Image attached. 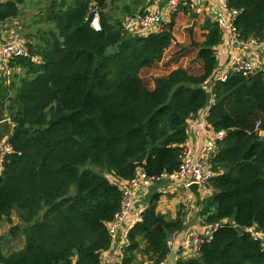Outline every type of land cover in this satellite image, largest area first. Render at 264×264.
Instances as JSON below:
<instances>
[{
  "label": "trees",
  "instance_id": "16d2710c",
  "mask_svg": "<svg viewBox=\"0 0 264 264\" xmlns=\"http://www.w3.org/2000/svg\"><path fill=\"white\" fill-rule=\"evenodd\" d=\"M24 1L2 3L0 23L17 19ZM115 1L51 0L45 20L52 28L39 41L29 38L28 56L10 63L23 77L0 81V104L8 103L13 125L10 151L0 162V223L15 214L19 225L9 235L23 236L22 248L8 254L0 238V264H102L112 246L107 224L122 197L104 173L129 182L139 172L150 178L176 172L187 120L211 100L207 124L225 137L210 160L216 176L206 186L210 195L198 202V216L215 230L195 258L174 264H264L263 240L251 233L264 235V53L254 74L240 70L215 80L216 49L224 43L217 23L179 6L157 31L130 35L124 23L134 12L125 6L124 18L117 16ZM92 9L100 32L89 26ZM227 9L238 12L241 38L264 44V0H227ZM184 41L191 59L168 57L165 74L150 73ZM158 198L127 233L122 264L133 262L140 241L152 264L169 260L168 242L183 219L157 212Z\"/></svg>",
  "mask_w": 264,
  "mask_h": 264
},
{
  "label": "built area",
  "instance_id": "2783aa9c",
  "mask_svg": "<svg viewBox=\"0 0 264 264\" xmlns=\"http://www.w3.org/2000/svg\"><path fill=\"white\" fill-rule=\"evenodd\" d=\"M6 0H0V5ZM179 6H188L194 13H203L211 21L218 24L220 30L223 31L225 45L235 51L254 50L255 48L264 49V44L257 42L253 38L244 40L240 37L239 32L235 26V20L238 12L232 9H227V0H168L167 12L176 10ZM169 15V14H168ZM164 16L159 10L145 8L142 12L134 14L124 23V31L130 35L145 36L151 32H155L160 28ZM8 22V21H7ZM7 22L0 23V67L4 78L10 79L15 72L10 63L19 57H26L29 54L28 45L23 40L14 36L7 39L4 33L7 28ZM89 26L95 32L101 31V24L98 12L92 9L90 12ZM141 30L140 34H134L133 30ZM262 45V46H261ZM263 68V66L261 67ZM258 68L253 62L246 61L240 56H229V60L225 66H222L216 72L215 80H225L229 72L243 71L245 75H252ZM213 104L211 100L206 112L208 113L210 106ZM206 113V114H207ZM225 132H213L210 135L204 147L199 149L184 148V152L176 172L169 175H162L159 178H150L139 172L132 180L127 182L128 186L121 189L122 197L120 202V209L115 214L113 220L107 224V230L112 238V242L116 239L117 231L124 221L129 216L132 207V198L135 192L142 188H147L155 182L161 180H170L181 186L187 193L188 186L197 184L199 190L206 191V186L216 176L212 171L210 160L214 157L219 149V143L224 139ZM0 150V162L3 161L4 156L9 152L7 144L2 145ZM204 234H199L195 231H187L183 234L179 246L177 247L176 256L178 259H193L195 258L205 241H210L212 238L215 226H209ZM254 240H263L264 235L256 230H251ZM103 264V263H102ZM159 264H168V261Z\"/></svg>",
  "mask_w": 264,
  "mask_h": 264
},
{
  "label": "crops",
  "instance_id": "0c3cea01",
  "mask_svg": "<svg viewBox=\"0 0 264 264\" xmlns=\"http://www.w3.org/2000/svg\"><path fill=\"white\" fill-rule=\"evenodd\" d=\"M167 1L168 0H147V5L145 6V8L159 10L162 16H164L163 20L166 22L169 19V15L167 12ZM16 21L17 19L8 20L6 25L7 28L4 31L7 39L11 38L12 36L17 38V36L15 35V30L18 23ZM133 32L134 34H140L141 30H133ZM216 51L217 58L219 60V68L217 69V71H219L222 66H225L227 64L230 55H238L246 61L253 62L255 65L261 63L263 57V49L261 48H255L254 50L235 51L225 45V40L224 43L217 47ZM261 67L262 66H258V68ZM214 75H216V73ZM11 77L10 79L4 78L3 72L0 67V81L4 79L6 84H9L12 79ZM209 96L210 98H212L211 95ZM206 109L207 108H204L196 116L187 120V140L185 142L186 147L201 150L204 147L207 138L212 135L213 131L206 121ZM1 121L2 120L0 119V122ZM9 135L10 132L7 133V135L0 141V144L2 142L3 145L5 143L4 141L8 139ZM1 136L2 135H0V139ZM109 180L114 183L120 190L128 186L126 181L116 180L113 177ZM156 194H159L156 207L157 212L169 216L170 219H175L178 214H180L183 219L182 231L173 235L168 242L171 252L176 253L177 247L179 246L181 238L183 237V234L185 232L195 231L199 234H204V232L207 231L205 230V228L207 229L208 227H206V225L202 223L200 217L198 216L201 206L198 201L195 200L193 195L191 193H187L181 186L177 185L173 181L161 180L159 182L151 184L147 188H142L134 193L130 214L120 225L117 231L116 239H114V241L112 242L110 251L105 252L102 255L103 264H122L123 250L128 245L127 233L137 222L140 221L141 213L145 208L148 207L150 199ZM208 194L209 193L207 189L206 191H202L201 198ZM118 236H120V240L117 239ZM144 248L145 242L140 241L138 250L135 253V258L131 264H152L145 258ZM178 258L180 257H178L177 255L174 262H176Z\"/></svg>",
  "mask_w": 264,
  "mask_h": 264
},
{
  "label": "rangeland",
  "instance_id": "374dc122",
  "mask_svg": "<svg viewBox=\"0 0 264 264\" xmlns=\"http://www.w3.org/2000/svg\"><path fill=\"white\" fill-rule=\"evenodd\" d=\"M50 1L51 0H25L21 4L20 16L19 18H17V21H16L18 25H16V30H15V35L17 36L18 39L23 40L27 44L30 42L28 40L30 38L32 43H34V41L35 42L39 41V38L41 37L42 34L45 33L46 30H49L50 28H52L53 24L50 22L48 23L45 20ZM115 2H116L115 8H117L118 13L116 12V10H114V8H113V13H115L117 16H122L121 9L125 6H130L134 14H137L139 11H141L139 10L140 8L143 9L147 5V0H116ZM107 3H108V0H107ZM122 18L124 17L122 16ZM194 34H198V32L195 31ZM177 36L180 37V39L182 37L180 33L177 34ZM194 40L197 46L200 45V43L202 42L201 34H199L198 36H195ZM189 45H190L189 41L188 42L184 41L182 45L183 47L180 48L179 50L175 48L174 46L168 49L165 52L164 61H162L159 64V67L157 66L155 70H151L150 73L157 71L160 74H165L172 67V65H165L168 59H171L168 57H171L174 55H180V58H182L183 56L187 55L188 58L191 59L192 58V55L190 54L191 52L187 50L189 48ZM263 53H264V49H263ZM216 54H217V51H216ZM36 60L40 61L39 59H36ZM262 64H263V58H262L261 63H258L257 65L263 66ZM173 66L174 67L178 66V63L177 64L173 63ZM188 69L190 70V68ZM194 70L195 68L191 71L193 72ZM15 72H16L15 73L16 76H19L20 78L23 77L24 72L22 70L16 69ZM148 74L149 73L147 71H144L142 73V77L151 83V80H149ZM212 85L213 84H211L210 86L208 85V86L211 87ZM10 98H12V94L10 95ZM7 104H8L7 102L4 105L0 104V119L2 120L0 122V135H2L0 141L13 128V125L10 123L9 119H7L8 113L5 110ZM260 135L263 136L262 133ZM6 141H4L5 142L4 144H6ZM0 145H1L0 146V150H1V148H3L2 142ZM9 151H10V148H9ZM104 175L108 179L112 178L111 175L107 173L106 174L104 173ZM208 193L209 194L206 196L210 195L209 191ZM12 218L13 219L11 223H7L6 221L0 223V238L2 239L1 249L4 254H8L10 252L19 250L23 246V236L20 231H18L16 235H13V236L9 235V229L12 226L19 225L18 218L15 214H13Z\"/></svg>",
  "mask_w": 264,
  "mask_h": 264
},
{
  "label": "water",
  "instance_id": "95a60500",
  "mask_svg": "<svg viewBox=\"0 0 264 264\" xmlns=\"http://www.w3.org/2000/svg\"><path fill=\"white\" fill-rule=\"evenodd\" d=\"M212 84L211 81H208V85L210 86ZM188 191L193 195V197L195 198L196 201H199L201 199V192L199 190V186L197 184H191L188 186ZM236 230L243 234V230L240 228H236ZM118 240H120V236L117 237ZM175 257H176V253L175 252H171V254L169 255V260L168 263L169 264H174L175 261Z\"/></svg>",
  "mask_w": 264,
  "mask_h": 264
}]
</instances>
